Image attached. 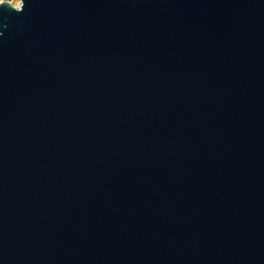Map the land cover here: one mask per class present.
Returning <instances> with one entry per match:
<instances>
[{
	"label": "water",
	"instance_id": "1",
	"mask_svg": "<svg viewBox=\"0 0 264 264\" xmlns=\"http://www.w3.org/2000/svg\"><path fill=\"white\" fill-rule=\"evenodd\" d=\"M19 1L0 264H264V0Z\"/></svg>",
	"mask_w": 264,
	"mask_h": 264
},
{
	"label": "rangeland",
	"instance_id": "2",
	"mask_svg": "<svg viewBox=\"0 0 264 264\" xmlns=\"http://www.w3.org/2000/svg\"><path fill=\"white\" fill-rule=\"evenodd\" d=\"M4 1H10L12 2L14 5L18 6L20 4L19 0H0V2H4Z\"/></svg>",
	"mask_w": 264,
	"mask_h": 264
},
{
	"label": "clouds",
	"instance_id": "3",
	"mask_svg": "<svg viewBox=\"0 0 264 264\" xmlns=\"http://www.w3.org/2000/svg\"><path fill=\"white\" fill-rule=\"evenodd\" d=\"M14 10H17L16 8L12 7ZM23 10V9H22ZM22 10H17V11H22ZM0 35H2V33H0Z\"/></svg>",
	"mask_w": 264,
	"mask_h": 264
}]
</instances>
